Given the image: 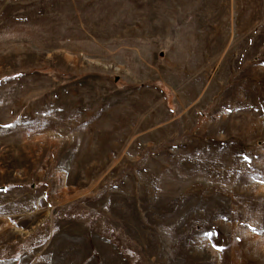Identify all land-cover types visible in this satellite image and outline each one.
Returning <instances> with one entry per match:
<instances>
[{
  "label": "rangeland",
  "instance_id": "1",
  "mask_svg": "<svg viewBox=\"0 0 264 264\" xmlns=\"http://www.w3.org/2000/svg\"><path fill=\"white\" fill-rule=\"evenodd\" d=\"M0 264H264V0H0Z\"/></svg>",
  "mask_w": 264,
  "mask_h": 264
}]
</instances>
